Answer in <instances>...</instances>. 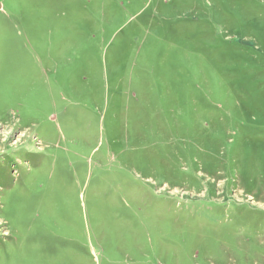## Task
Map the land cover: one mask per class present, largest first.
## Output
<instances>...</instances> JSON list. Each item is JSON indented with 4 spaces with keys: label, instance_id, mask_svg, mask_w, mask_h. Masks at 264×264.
I'll list each match as a JSON object with an SVG mask.
<instances>
[{
    "label": "rangeland",
    "instance_id": "1",
    "mask_svg": "<svg viewBox=\"0 0 264 264\" xmlns=\"http://www.w3.org/2000/svg\"><path fill=\"white\" fill-rule=\"evenodd\" d=\"M0 264H264V0H0Z\"/></svg>",
    "mask_w": 264,
    "mask_h": 264
}]
</instances>
